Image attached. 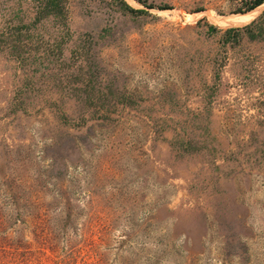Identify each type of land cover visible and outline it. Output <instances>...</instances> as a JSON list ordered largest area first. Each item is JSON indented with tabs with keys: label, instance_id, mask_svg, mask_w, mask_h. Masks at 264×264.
<instances>
[{
	"label": "rangeland",
	"instance_id": "obj_1",
	"mask_svg": "<svg viewBox=\"0 0 264 264\" xmlns=\"http://www.w3.org/2000/svg\"><path fill=\"white\" fill-rule=\"evenodd\" d=\"M124 1L141 12L67 0L59 22L0 0L34 45L0 53L6 224L45 213L88 263L264 264V6ZM252 14L260 36L225 34Z\"/></svg>",
	"mask_w": 264,
	"mask_h": 264
},
{
	"label": "trees",
	"instance_id": "obj_2",
	"mask_svg": "<svg viewBox=\"0 0 264 264\" xmlns=\"http://www.w3.org/2000/svg\"><path fill=\"white\" fill-rule=\"evenodd\" d=\"M32 1L35 2L36 19H42L46 16H53L57 18L59 22H63L65 19L67 0ZM103 1L109 2L110 5H114V8L124 12L131 14L141 12L140 9H133L127 5L124 0ZM263 3L264 0H253L246 9L249 10L254 7L256 8V6L259 7ZM255 14L249 15L242 23L250 21ZM255 23L256 22L252 20L242 27L227 28L225 29V34L237 36L242 30L248 39H255L263 32L261 27L252 30ZM28 29V24H15L10 20L4 21L0 27V53H7V55L18 63L24 62L26 59L21 54L25 50L33 49L34 47L29 38ZM208 29L212 31L214 27L209 26ZM10 187L11 184H5L4 190L6 195L3 193L1 198L7 197L12 203L13 197L12 193H10ZM6 218L7 217L0 207V264H98V259L88 263L84 260L83 255L80 254L83 248H85L86 251H94V244H92L91 241L82 244L80 247H75V245L58 247L55 241L53 242L54 235L52 231L43 227L46 222L45 213H32L27 220L29 222V228L27 230L18 229V231L14 229L11 225L6 224ZM27 221H21V225L25 226Z\"/></svg>",
	"mask_w": 264,
	"mask_h": 264
},
{
	"label": "bare ground",
	"instance_id": "obj_3",
	"mask_svg": "<svg viewBox=\"0 0 264 264\" xmlns=\"http://www.w3.org/2000/svg\"><path fill=\"white\" fill-rule=\"evenodd\" d=\"M263 6H264V3L261 6H259V7H263Z\"/></svg>",
	"mask_w": 264,
	"mask_h": 264
}]
</instances>
